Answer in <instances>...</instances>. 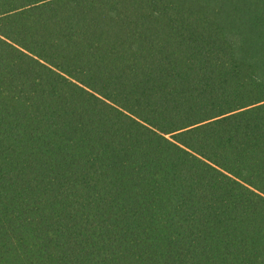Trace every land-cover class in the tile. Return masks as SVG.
<instances>
[{
	"label": "trees",
	"instance_id": "1",
	"mask_svg": "<svg viewBox=\"0 0 264 264\" xmlns=\"http://www.w3.org/2000/svg\"><path fill=\"white\" fill-rule=\"evenodd\" d=\"M20 7L0 0V264H264V110L235 108L264 93V2Z\"/></svg>",
	"mask_w": 264,
	"mask_h": 264
},
{
	"label": "snow or ice",
	"instance_id": "2",
	"mask_svg": "<svg viewBox=\"0 0 264 264\" xmlns=\"http://www.w3.org/2000/svg\"><path fill=\"white\" fill-rule=\"evenodd\" d=\"M87 0H20V4L22 7H20L18 10L21 13H24L26 9H31L35 11L38 8H47L49 5H66L70 6L72 8H78L82 4L86 3ZM108 3L111 4H118V5H132V6H138L142 4H151L154 2V0H107ZM264 2V0H262ZM7 39V33H4L3 35H0V40ZM246 107H241L239 104L235 105L236 111L245 114L248 112L249 109L253 111L258 110H264V93H261L259 96L256 97V102L254 103L252 100L245 101ZM209 115L212 116V120H206L203 116H198L195 119H198L201 121V123L206 124L207 126H211L213 120H223V117H218L215 113H210ZM228 116L234 117L236 115L235 112L233 113H227ZM188 123L199 129L200 124H196L194 119H189ZM164 131L170 132L171 129L165 127ZM187 134V132H185ZM160 139H168L161 134H158ZM177 139H179V135L176 136ZM259 187H264V184L258 185ZM261 195L264 196V192H261Z\"/></svg>",
	"mask_w": 264,
	"mask_h": 264
}]
</instances>
